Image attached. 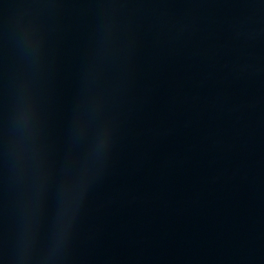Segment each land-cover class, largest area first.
Returning a JSON list of instances; mask_svg holds the SVG:
<instances>
[{
    "label": "water",
    "instance_id": "1",
    "mask_svg": "<svg viewBox=\"0 0 264 264\" xmlns=\"http://www.w3.org/2000/svg\"><path fill=\"white\" fill-rule=\"evenodd\" d=\"M264 47V0H0V128Z\"/></svg>",
    "mask_w": 264,
    "mask_h": 264
}]
</instances>
